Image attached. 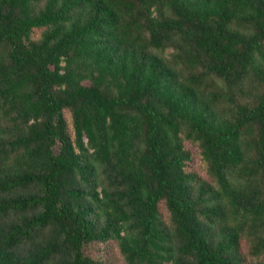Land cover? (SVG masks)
<instances>
[{
	"label": "trees",
	"instance_id": "trees-1",
	"mask_svg": "<svg viewBox=\"0 0 264 264\" xmlns=\"http://www.w3.org/2000/svg\"><path fill=\"white\" fill-rule=\"evenodd\" d=\"M0 264H264V0H0Z\"/></svg>",
	"mask_w": 264,
	"mask_h": 264
},
{
	"label": "rangeland",
	"instance_id": "rangeland-1",
	"mask_svg": "<svg viewBox=\"0 0 264 264\" xmlns=\"http://www.w3.org/2000/svg\"><path fill=\"white\" fill-rule=\"evenodd\" d=\"M68 117V114H67ZM186 147L189 148L191 151V162L189 163V168L191 170L197 171L200 174H204V164L199 156V150L195 145H192L190 143L186 144ZM106 246H102L100 244H94L89 247V253L93 257H100L105 254L106 250L110 251V256L113 261L120 262L121 257L119 255V251L114 243L111 244V247L109 249H106Z\"/></svg>",
	"mask_w": 264,
	"mask_h": 264
}]
</instances>
